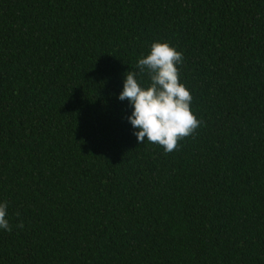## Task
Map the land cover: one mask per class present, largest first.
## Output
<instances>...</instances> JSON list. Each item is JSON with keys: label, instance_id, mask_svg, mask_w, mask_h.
<instances>
[{"label": "trees", "instance_id": "16d2710c", "mask_svg": "<svg viewBox=\"0 0 264 264\" xmlns=\"http://www.w3.org/2000/svg\"><path fill=\"white\" fill-rule=\"evenodd\" d=\"M155 40L201 121L171 153L117 99ZM0 200V264H264V0H0Z\"/></svg>", "mask_w": 264, "mask_h": 264}, {"label": "clouds", "instance_id": "9594fccd", "mask_svg": "<svg viewBox=\"0 0 264 264\" xmlns=\"http://www.w3.org/2000/svg\"><path fill=\"white\" fill-rule=\"evenodd\" d=\"M183 53L167 41L151 42L146 54L136 62L137 72L124 75L117 99L127 101L131 111L126 119L139 144L145 141L171 153L178 142L190 136L201 124L191 110L192 95L179 79ZM146 74V86L138 79ZM9 203L0 200V232H12ZM19 213H17V217ZM17 227L23 228L18 222Z\"/></svg>", "mask_w": 264, "mask_h": 264}]
</instances>
